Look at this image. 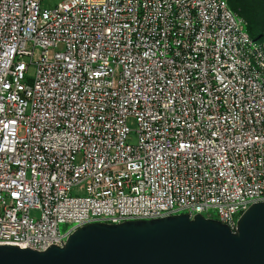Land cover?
Segmentation results:
<instances>
[{
  "label": "built area",
  "instance_id": "2783aa9c",
  "mask_svg": "<svg viewBox=\"0 0 264 264\" xmlns=\"http://www.w3.org/2000/svg\"><path fill=\"white\" fill-rule=\"evenodd\" d=\"M42 1L0 0V244L264 201V41L226 0Z\"/></svg>",
  "mask_w": 264,
  "mask_h": 264
},
{
  "label": "water",
  "instance_id": "95a60500",
  "mask_svg": "<svg viewBox=\"0 0 264 264\" xmlns=\"http://www.w3.org/2000/svg\"><path fill=\"white\" fill-rule=\"evenodd\" d=\"M0 264H264V201L250 204L234 229L198 213L90 222L62 246L0 244Z\"/></svg>",
  "mask_w": 264,
  "mask_h": 264
},
{
  "label": "trees",
  "instance_id": "16d2710c",
  "mask_svg": "<svg viewBox=\"0 0 264 264\" xmlns=\"http://www.w3.org/2000/svg\"><path fill=\"white\" fill-rule=\"evenodd\" d=\"M232 10L247 21V32L254 39L264 41V0H226Z\"/></svg>",
  "mask_w": 264,
  "mask_h": 264
},
{
  "label": "rangeland",
  "instance_id": "374dc122",
  "mask_svg": "<svg viewBox=\"0 0 264 264\" xmlns=\"http://www.w3.org/2000/svg\"><path fill=\"white\" fill-rule=\"evenodd\" d=\"M59 1H61V0H43L42 1V5L44 7L51 8V7H54ZM25 60H27V59L25 58ZM25 75H26L27 79H32L33 78V76H34V67L32 65L28 66V69H27V72H26ZM135 142H136V136H135V134L131 133L129 135L128 143L129 144H134ZM213 214H215V213L213 212ZM59 227H60V230L63 231L65 229L69 228L70 225L67 226V225L61 224Z\"/></svg>",
  "mask_w": 264,
  "mask_h": 264
}]
</instances>
